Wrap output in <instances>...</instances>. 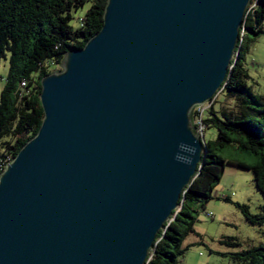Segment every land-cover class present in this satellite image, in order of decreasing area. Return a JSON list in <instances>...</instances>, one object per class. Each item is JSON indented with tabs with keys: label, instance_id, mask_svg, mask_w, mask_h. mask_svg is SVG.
I'll list each match as a JSON object with an SVG mask.
<instances>
[{
	"label": "water",
	"instance_id": "1",
	"mask_svg": "<svg viewBox=\"0 0 264 264\" xmlns=\"http://www.w3.org/2000/svg\"><path fill=\"white\" fill-rule=\"evenodd\" d=\"M250 3L107 0L0 173V264L147 263L206 156L193 112L223 88Z\"/></svg>",
	"mask_w": 264,
	"mask_h": 264
},
{
	"label": "trees",
	"instance_id": "2",
	"mask_svg": "<svg viewBox=\"0 0 264 264\" xmlns=\"http://www.w3.org/2000/svg\"><path fill=\"white\" fill-rule=\"evenodd\" d=\"M87 2L90 8L75 26L73 12ZM106 4L107 0H0V59H9L10 63L0 94V173L42 124V77L60 69L69 49L83 47L100 30ZM248 31L264 32V0L250 3L237 55L231 62L223 88L202 118L205 131L215 127L217 136L205 139L207 153L199 172L183 190L176 215L174 211L172 220L158 232L146 264H177L180 256H184V240L195 230V217L187 210V203L196 199L204 206L213 198V189L225 170L226 159L218 154L224 147L235 146L258 156L254 163L238 161L237 164L254 172L257 189L264 195V94H255L248 84L250 74L244 65ZM220 95L225 99L216 105ZM198 113L195 109L193 120ZM226 199L230 201L228 196ZM237 206L247 221L263 226L264 233V205L258 214L251 212L247 204L237 203ZM222 242L241 245L236 237L226 236ZM230 255L233 260L230 264H264V243Z\"/></svg>",
	"mask_w": 264,
	"mask_h": 264
},
{
	"label": "rangeland",
	"instance_id": "3",
	"mask_svg": "<svg viewBox=\"0 0 264 264\" xmlns=\"http://www.w3.org/2000/svg\"><path fill=\"white\" fill-rule=\"evenodd\" d=\"M90 8V3L74 11L72 23L79 25V17ZM246 56L244 65L248 71V84L255 94H264V32L255 34L248 31L246 35ZM9 59H0V94L6 82ZM218 98V105L224 100ZM215 127L204 131L206 140L217 136ZM225 159V170L220 182L213 189V198L207 203L189 200L187 210L195 217L194 228L185 238L184 256H180L177 264H230L233 262L230 253L259 246L264 243L263 226L247 221L237 203L247 204L251 212L258 214L264 205V195L257 189L254 172L237 164L238 161L254 163L258 156L245 152L235 146H226L218 151ZM230 198V201L226 199ZM236 237L241 245L230 246L222 242L224 237Z\"/></svg>",
	"mask_w": 264,
	"mask_h": 264
},
{
	"label": "built area",
	"instance_id": "4",
	"mask_svg": "<svg viewBox=\"0 0 264 264\" xmlns=\"http://www.w3.org/2000/svg\"><path fill=\"white\" fill-rule=\"evenodd\" d=\"M213 101L211 102H208V103H205L204 105H199L197 106L195 109H197L199 111V113L197 114V117L195 118L194 120V123L195 125L197 126V130L198 132L204 136V133L203 131H205L204 129V125H203V122H202V118L204 117V114L206 112V109L207 107L212 103Z\"/></svg>",
	"mask_w": 264,
	"mask_h": 264
},
{
	"label": "bare ground",
	"instance_id": "5",
	"mask_svg": "<svg viewBox=\"0 0 264 264\" xmlns=\"http://www.w3.org/2000/svg\"><path fill=\"white\" fill-rule=\"evenodd\" d=\"M242 30H243V26H242ZM241 32V31H240ZM242 38V37H241Z\"/></svg>",
	"mask_w": 264,
	"mask_h": 264
}]
</instances>
